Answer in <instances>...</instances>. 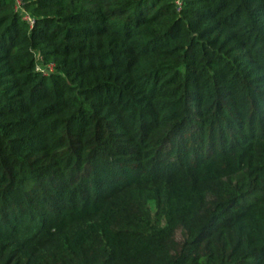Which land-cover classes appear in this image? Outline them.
I'll return each mask as SVG.
<instances>
[{
  "label": "trees",
  "instance_id": "16d2710c",
  "mask_svg": "<svg viewBox=\"0 0 264 264\" xmlns=\"http://www.w3.org/2000/svg\"><path fill=\"white\" fill-rule=\"evenodd\" d=\"M0 264H264V0H0Z\"/></svg>",
  "mask_w": 264,
  "mask_h": 264
},
{
  "label": "built area",
  "instance_id": "2783aa9c",
  "mask_svg": "<svg viewBox=\"0 0 264 264\" xmlns=\"http://www.w3.org/2000/svg\"><path fill=\"white\" fill-rule=\"evenodd\" d=\"M174 2V5L175 7L177 8V10L179 11L180 8H181V3H182V0H173ZM20 2L19 1H16V10H19V7H20ZM22 19L27 22L29 25H32L33 24V19L26 13L22 12Z\"/></svg>",
  "mask_w": 264,
  "mask_h": 264
},
{
  "label": "rangeland",
  "instance_id": "374dc122",
  "mask_svg": "<svg viewBox=\"0 0 264 264\" xmlns=\"http://www.w3.org/2000/svg\"><path fill=\"white\" fill-rule=\"evenodd\" d=\"M176 239L177 240H180L181 239V235H180V232H176V235H175Z\"/></svg>",
  "mask_w": 264,
  "mask_h": 264
}]
</instances>
